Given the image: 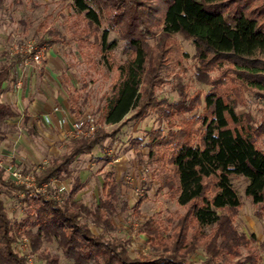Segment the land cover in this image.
<instances>
[{
  "label": "trees",
  "instance_id": "obj_1",
  "mask_svg": "<svg viewBox=\"0 0 264 264\" xmlns=\"http://www.w3.org/2000/svg\"><path fill=\"white\" fill-rule=\"evenodd\" d=\"M70 7L76 25L84 23L78 30L80 39H91L109 70L115 68L109 94L101 98L98 111L106 127L117 128L69 140L65 152L51 158L36 176L38 186L70 180L67 192L54 191L47 198L15 185L0 169V191L17 200L23 210L22 218L12 220L0 198V264H28L29 256L43 264H61V258L71 264H262L253 248L254 236L237 229L242 202L231 178L246 180L244 194L256 206L254 216L264 221V150L260 147L264 120L256 124L237 111L247 91L264 92V0H72ZM111 32L118 39L110 43ZM177 36L189 40L196 50V76L208 87L203 98L201 93L184 92L183 75L176 71L182 70L184 57ZM118 43L123 44L126 58L114 64L110 51ZM22 61L17 55L0 64V96ZM216 71L218 76L211 78ZM170 77L179 101L155 94ZM88 99L87 93H70V113L81 118V106ZM149 110L157 114V128L146 132L145 143L133 140L131 145L144 146L150 164L163 162L158 163L160 190H166L184 213L165 225L148 220L141 233L156 256L132 258L120 239L107 235L117 231L114 174H105L98 203L86 206L76 199L86 184L74 176L71 166L103 142L115 141L123 123L140 121ZM19 116L0 101V125ZM143 201L135 204V212ZM23 240L27 254L21 255L16 248ZM51 244L60 255L45 249ZM197 254L203 259L195 261Z\"/></svg>",
  "mask_w": 264,
  "mask_h": 264
},
{
  "label": "rangeland",
  "instance_id": "obj_2",
  "mask_svg": "<svg viewBox=\"0 0 264 264\" xmlns=\"http://www.w3.org/2000/svg\"><path fill=\"white\" fill-rule=\"evenodd\" d=\"M71 3L72 0H4L0 6V64L12 60L17 55H24L28 46H45L46 49L45 59L41 64L36 65L28 61L31 73L27 95H24L15 107L11 105L21 113L27 109L31 110L34 117H31L28 123L19 117L9 119L0 125V160L23 172H32L35 179L51 158L65 152V147L71 140L69 136V138L61 136L62 115H73L68 105L70 93L74 96L88 94V102L81 106V118H94L98 123L96 130L105 129L111 132L117 128L106 127L102 122L101 112L98 111V108L103 106L101 98L109 94L115 68L109 70L91 39H80L78 30L84 27V23L76 25L78 19L70 7ZM105 27L106 24L102 23L101 29ZM117 39V34L111 32L107 42L111 43ZM175 39L181 53L184 54L182 70L176 69L183 75L184 92L189 96L201 93L203 98L208 87L196 76L198 65L196 50L189 40L180 36ZM42 40L48 42L40 44ZM110 54L114 64H119L126 58L122 43H118ZM217 76V71L210 74L211 78ZM173 84V78H165L163 84L156 88V96L170 102L179 101L178 96L172 91ZM263 95L264 92L247 91L244 95L245 103L243 106H237V111L251 116L254 123L260 124L264 120ZM0 101L3 102L1 96ZM44 106L57 107L60 111L54 116L50 128H46L40 121V127L35 125ZM198 112L200 114L201 109ZM132 114L131 112L126 118ZM156 118L157 114L149 110L148 115L140 121H126L115 141L103 142L102 146L94 149L90 155L78 157L71 166L74 176L86 184L76 197L86 206L98 203L103 196L105 174L107 172L114 174V180L118 185V202L115 205L116 215L113 223L117 231L107 235L120 239L132 258L156 256L148 237L141 233L142 226L148 220L165 225L169 219L175 220L184 213V208L179 206L176 200L169 198L166 190H160L157 177L161 169L158 165L163 162L150 164L147 149L142 145L136 148L131 145L133 140H143L144 143L147 141L146 132L157 128ZM164 126L161 125V128H165ZM199 128L201 126H198ZM260 147L264 150V138L260 142ZM5 178L7 179L6 174ZM55 181L57 185L64 186L63 192L69 191L70 180ZM231 184L242 202L236 222L237 229L247 237L254 236L253 248L264 264V221L254 216L256 206L244 194L246 180L240 176H232ZM54 191H57L54 185H49L44 193L41 191L40 193L48 198V194ZM0 192H2L0 198L9 217L12 220L22 218L23 210L20 203L11 200L3 191ZM141 199L144 201L135 212L134 206ZM92 231L99 234L96 229ZM45 249L49 253L60 255L55 244L45 245ZM193 259L200 261L203 255L197 254ZM31 261L33 264H43L37 262L35 258ZM60 262L71 264L63 258Z\"/></svg>",
  "mask_w": 264,
  "mask_h": 264
},
{
  "label": "built area",
  "instance_id": "obj_3",
  "mask_svg": "<svg viewBox=\"0 0 264 264\" xmlns=\"http://www.w3.org/2000/svg\"><path fill=\"white\" fill-rule=\"evenodd\" d=\"M46 54L45 46L42 47H35V46H28L27 50L24 52V55H21L23 57V61L21 62V65L16 66L14 68V76H15V89L21 90L26 85L30 73H29V63L30 60L36 65H39L43 62L45 59L44 55ZM12 96V95H10ZM45 120H48L47 117H45ZM65 122V119H64ZM98 127V123L94 118L87 117V118H79L74 120L72 123V130L70 133L71 138H86L94 134ZM0 169L3 170V172L7 175V180L11 181L15 185L18 186H24L27 189H31L33 193L37 192H43L45 191V188H47L49 185H54V188L57 191H64V186H59L56 184L55 180H51L49 183L43 184L41 187L37 186V182L35 179V176L32 172H23L19 168L8 166L4 164L0 160ZM17 251L22 254H27V241L23 240L18 246ZM21 250H25L23 253ZM31 257H28V264H33L31 261Z\"/></svg>",
  "mask_w": 264,
  "mask_h": 264
},
{
  "label": "crops",
  "instance_id": "obj_4",
  "mask_svg": "<svg viewBox=\"0 0 264 264\" xmlns=\"http://www.w3.org/2000/svg\"><path fill=\"white\" fill-rule=\"evenodd\" d=\"M29 73H31L30 72V68H29ZM29 80H30V76H29V79H28L26 85L21 90H16L15 89V86H14V84H15V76H14V79L12 81L6 82L4 84V86H3V93L1 94L2 101L4 103H7V104L12 105V106L15 107L18 104V101L21 98H23L24 95H27ZM10 95H12V96H10ZM40 111H41V113L39 115L40 118H39V116H38V118H37V116L35 117V118H37V121L34 120L35 121V125H36V127H40V125H39V121H40V122L43 123V125L46 128H50L51 127V125L53 123V120H54V116L56 115V113L60 112L57 107H53L52 108L50 106H44V108L42 110H40ZM19 114H20L19 117L23 118V121L25 123H28L31 120V117L32 118L34 117V115L31 114V110H28V109L24 110L22 113L19 112ZM45 117H47L48 120H45ZM73 117L75 118V116H73V115L72 116H69V115L67 116V115H64V114L62 115L61 124L63 126V129H62L61 136H65V138L68 137V136L70 137V133H71V130H72V123L74 122ZM64 119H65V122H64ZM70 139H72V138L70 137ZM73 139H75V138H73ZM20 166H22V165H20Z\"/></svg>",
  "mask_w": 264,
  "mask_h": 264
}]
</instances>
